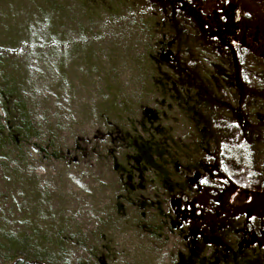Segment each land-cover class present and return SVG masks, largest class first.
Segmentation results:
<instances>
[{
    "label": "rangeland",
    "instance_id": "374dc122",
    "mask_svg": "<svg viewBox=\"0 0 264 264\" xmlns=\"http://www.w3.org/2000/svg\"><path fill=\"white\" fill-rule=\"evenodd\" d=\"M161 1L189 20L174 11L167 31L144 0H0V122L7 86L31 124L0 140V264L24 237L55 264H264V246L246 250L259 236L245 215L225 238L195 200L217 169L264 181V141L232 129L264 118V41L236 3ZM239 44L242 75L219 56ZM217 127L230 130L216 140ZM182 201L193 219L181 228Z\"/></svg>",
    "mask_w": 264,
    "mask_h": 264
},
{
    "label": "trees",
    "instance_id": "16d2710c",
    "mask_svg": "<svg viewBox=\"0 0 264 264\" xmlns=\"http://www.w3.org/2000/svg\"><path fill=\"white\" fill-rule=\"evenodd\" d=\"M144 2L149 6L156 7L158 9L160 8L159 11L161 10L162 12L167 13L163 15L165 20L168 17H170L171 20V23L163 22V27H166L167 31H170V29L177 27V21L175 22L174 16L177 13H180L181 10L177 9L178 7H176V5H173L172 3L170 4L168 2L163 3L161 0H144ZM228 2L236 3L239 7V11L241 13V25L243 26V28L247 29V32L250 31L252 33H256L258 29L259 34L257 33V39H259L260 41H264V0H228ZM174 11H176L177 13L174 14ZM168 13H170L171 15ZM180 14L181 15L179 16L178 21L181 20L180 17L189 20V17H187V15H185L184 13ZM260 14H262V16ZM189 23H191L190 25H195L194 22ZM177 40L178 38L176 37V41ZM210 43L215 45L212 42ZM217 44L219 45L220 41L219 43L217 42L216 45ZM180 45L181 43L178 40L177 47H180ZM229 50L228 47H226L224 50V54L218 51L220 53L219 56L225 58V60L228 59L229 66L232 65L231 67H233V63L235 60V71L237 72V74H245L247 67L245 62L246 55L250 53V49L248 48V46L239 44L234 55ZM226 53H228V55ZM188 88L192 90L191 87ZM2 96L4 99V110L8 115V125L6 127L2 122H0V140L4 139L6 132H8L9 135L30 134V120L25 112V108L18 94L14 89L5 86L2 88ZM243 98L245 100L242 103L245 106H249V108L255 107V104L253 102L254 99L257 98L250 96H243ZM207 122L212 124L210 121L204 120L205 125L208 124ZM219 122L220 124H224L222 121ZM256 124L258 125L255 126L253 131H248L246 129L243 130V128L238 125L235 126V128L233 127L232 129H236L237 131H239L243 135L244 139L247 138V135H249L248 132H250L251 135H257V137H260V140L264 141V118L259 119ZM198 125H202L201 122H198ZM224 129H226L227 131L230 130L222 127L213 129L212 133L214 137H217L216 134L219 137ZM221 157L230 158V156L228 155H221ZM209 180V183H206L208 185L201 186L204 189L200 193L198 192V196L197 198H195V200L198 201L200 207V209H198L200 214L198 219H203V217H205V219H211V222L218 225L217 230L220 232L219 234L221 236L225 235L224 237L226 238L227 234H232V228L236 229V227L240 226L237 222L238 220H241L243 214L247 218L242 220L246 228L244 230L249 232L250 238L255 236L253 234L259 236V241L255 242V244H257L256 247H251L246 250L249 252L253 250L257 251L258 247L264 246V181L258 185H250L249 187H245L244 185H240L235 180H233L230 173H226L224 171L219 176L217 181L211 178ZM207 204H209V207H207ZM198 219L194 221H198ZM191 224L193 228V221ZM244 258L245 257L241 256L239 259L245 260ZM14 263L55 264L48 253L40 251L37 248L31 246L30 241L25 237L21 239L19 243V246L15 253Z\"/></svg>",
    "mask_w": 264,
    "mask_h": 264
},
{
    "label": "flooded vegetation",
    "instance_id": "af4514ba",
    "mask_svg": "<svg viewBox=\"0 0 264 264\" xmlns=\"http://www.w3.org/2000/svg\"><path fill=\"white\" fill-rule=\"evenodd\" d=\"M186 92V95H183V97H184V104H189V105H191L192 106V103H191V100H193V95H191L192 94V92L190 91V90H187V91H185ZM201 92L202 91H196V94H197V97H199L200 98V100H199V98L196 100V104L197 105H203V96L201 95ZM194 105V106H197V105ZM206 106L207 107H209V108H211V112H212V114H216V109H215V107H210L208 104H206ZM211 123H213V121L211 120ZM213 126V125H212ZM211 176H212V178L213 179H215L216 181L218 180V178H219V173H218V169L216 170V171H214V172H212V174H211ZM133 177V176H132ZM200 179V180H199ZM206 180L205 179V177L203 176V174H200L199 176H198V178H196V182H197V184L198 183H200L201 185H202V183H203V181L204 180ZM201 187V186H200ZM190 206H192L193 207V205L192 204H188V202H184L183 203V201H182V206H180V207H178L177 209H176V213L178 214V217L179 218H181L182 219V221L180 222V227L182 228V226L185 224V223H189V221L191 220V219H193L192 218V216L190 217L189 216V212L190 211H188V210H191V208H190Z\"/></svg>",
    "mask_w": 264,
    "mask_h": 264
}]
</instances>
